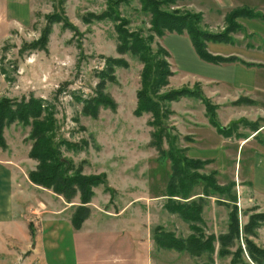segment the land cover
Masks as SVG:
<instances>
[{"label":"rangeland","instance_id":"rangeland-1","mask_svg":"<svg viewBox=\"0 0 264 264\" xmlns=\"http://www.w3.org/2000/svg\"><path fill=\"white\" fill-rule=\"evenodd\" d=\"M235 1V6L241 5L240 7L250 9H253L250 6L255 4L260 10L256 7L253 10L264 15V0ZM118 4L117 15L112 18L115 21L104 19L85 22L83 17L87 13L98 15L106 11L107 0H0V99L28 101L33 97L52 103L56 138L62 135L63 139L77 145L73 150L60 147V160L72 164L75 172L80 167L82 176L104 177L103 181L109 188L106 190L100 182L97 186L89 187L90 202L83 206L89 210L88 218H91V222H107L108 213L126 212L132 215L136 225L140 224L145 215L152 244L153 264H230L231 256H218L217 240L213 243L212 254L205 253L196 257L160 249L154 242L152 233L156 226H161L182 239L192 235L193 231L188 223L164 209L170 162L150 145L153 132V128L148 125L150 115L145 114L140 118L133 115L142 65L132 55H120L116 52L115 26L118 22L128 20L125 22V28L132 32L142 30L145 34L149 28V16L142 13L139 0H120ZM220 7L214 0H182L164 9L178 11L180 14H199L201 30L221 33L226 28L224 16L230 10L226 6L219 10ZM51 14L56 15L57 22L49 27V32L40 45L32 47V43L42 40L48 22L47 16ZM239 25L242 31L231 34L233 45L207 43V50L226 54L236 52V37L244 32L242 24ZM164 35L162 38L155 37L152 45L155 47L157 43L167 49L170 53L167 62L175 73V77L168 78L170 85L163 88V91L191 85L196 78L182 71V68L179 69L180 59L189 63L190 52L178 43L179 36L176 33L166 32ZM103 57L124 59L129 67H116L114 74L117 82H108L105 88V93L116 102L117 108L112 110L100 106L94 118L84 112L83 100L94 95V88L99 82V72L104 67ZM191 100L194 104V119L189 121V124L174 118L172 102L168 108L172 114L164 120L172 135L177 137L178 148L193 145L191 139V142L183 139L182 131L186 128L198 141L195 147L204 145V138L212 137L210 133L213 130L207 129L211 125L202 123L206 128L203 129L200 124L202 103L194 98ZM187 106L179 105L175 116L181 115V111ZM236 114L234 116H237ZM244 120L245 124H240L237 131L228 138H233L234 143L250 132H255L254 134L258 135L255 138L256 143L264 149V134L259 133V129L264 127V119L255 122ZM247 123H255L257 130H251ZM29 132L30 124L25 126L17 121L3 130L7 146L0 147V165L14 171L10 170L16 181L14 186L17 184L21 188L16 186L19 192L14 193V208H11L13 210L9 215L0 199V224L6 215L7 222L4 226L8 231H12L17 239L16 241L12 236H8L2 240L0 235V264H43L39 261L44 255L43 242L39 250L33 251L32 255L30 244L42 241L43 228L50 217H57L58 222L69 221L71 224L76 207L82 206L80 192H76L75 197L68 203L52 190L30 182L28 173L35 170L37 162L28 155L32 144L27 138ZM235 134H239V138ZM163 140L165 142L162 146L166 151L169 149L168 143L166 139ZM256 143L252 139L249 146ZM251 152L250 148L242 149V171L240 169L239 174H235L238 169L234 168L235 171L230 173L228 165L225 166L226 159L231 158V154L219 156V160L213 165L211 160L190 157L209 161L198 173L208 176L209 173L215 172L217 185L234 182L233 203L237 208L240 231L248 221L249 215L264 213V173L255 171L257 190L253 189L249 176L252 174L250 169L254 167L248 162ZM184 156L188 157V154L185 153ZM203 185L197 184L191 194L201 193ZM215 200V197L211 198L204 207V224L201 225V230L205 236L214 235L217 238L227 231L229 208L224 204H217ZM256 232L257 236L253 241L258 247L264 248V223ZM244 257L247 260L246 255ZM47 262L57 264L55 257L50 253L47 254Z\"/></svg>","mask_w":264,"mask_h":264},{"label":"trees","instance_id":"trees-1","mask_svg":"<svg viewBox=\"0 0 264 264\" xmlns=\"http://www.w3.org/2000/svg\"><path fill=\"white\" fill-rule=\"evenodd\" d=\"M128 1V0H123ZM143 14L149 16V28L144 34L142 30L129 31L124 26L126 20L115 26L117 34L116 52L120 55L130 54L142 65L140 72V85L136 91V106L133 115L137 118L145 114L150 115L151 120L148 125L153 128L150 145L155 147L158 154L170 162V175L165 188L164 209L172 215H177L182 221L188 223L193 231L185 239L178 238L174 233L168 232L161 226L153 229V239L160 249L175 251L178 253H187L193 257L202 254H212L214 251V241H218L219 257L231 256L230 264H264V248L258 247L253 238L257 236L256 230L264 223V213H254L248 216V221L240 231L237 208L234 195V182L229 181L225 185H217L215 172L209 173L208 176L199 174L209 161L191 159L184 156L186 148L176 146L177 137L173 136L168 129L164 120L170 114L168 110L171 102L179 101L181 98H194L199 100L205 109V117L209 124L216 129V132L228 138L234 131H237L240 124H245L244 119L231 122L227 126L220 124L217 118V106L207 98L200 89L199 84L192 87L183 86L177 89L163 91L168 83V78L173 75L171 67L167 62L170 58L168 51L156 43L153 47L154 39L162 38L164 33L186 34L191 42L195 54L204 62L219 65L222 63H239L245 67L253 66L235 56L223 57L218 54H212L207 50V43L234 44L231 34L242 31V27L237 23V19H258L264 21V15L258 11L245 6L231 9L225 14L224 19L226 28L221 33H209L199 28L201 16L199 14L185 13L180 14L178 11H168V6L175 5L182 0H139ZM120 0H107V10L101 14L87 13L83 20L85 22L111 19L115 21L113 15H117V5ZM47 26L43 31L42 40L31 44L32 47L40 45L41 41L49 32L54 22H57L55 14L47 16ZM155 48V49H154ZM104 58V57H103ZM129 67L127 61L121 58H104V67L99 72V82L94 88V95L83 100L84 112L97 115L100 106L115 110L116 102L106 93L105 88L108 82L116 83L114 74L115 68ZM81 102L82 100L79 99ZM251 101L240 97L231 105L237 106ZM52 103L41 99L30 97L28 101L0 99V147L6 148L3 138V130L14 122L22 123L27 126L30 124L29 140L31 148L29 158L37 162L34 171L28 173V179L34 185L52 190L56 195L62 196L64 200L70 203L75 197L76 192H80L82 206L76 207L71 217V225L74 229H80L82 223L88 218L89 210L83 206L89 203L91 193L89 187L97 186L103 183L106 190H109L107 184L101 176H82L81 168L77 171L72 164L61 161L59 148L64 147L72 149L77 147L76 144L63 139L61 136L56 138V129H53L55 120L53 116ZM251 130H257L255 123H247ZM170 128V127H169ZM239 138V134H235ZM166 139L168 150H164L162 144ZM184 140L190 138L184 136ZM102 180V181H101ZM203 183L201 193L191 194L197 184ZM216 198L217 204H224L229 208L227 231L219 235L205 236L201 230L204 224L203 210L211 198ZM31 232V230H30ZM235 248L234 251L230 249ZM244 255H246L247 260ZM251 263H250V262Z\"/></svg>","mask_w":264,"mask_h":264},{"label":"crops","instance_id":"crops-1","mask_svg":"<svg viewBox=\"0 0 264 264\" xmlns=\"http://www.w3.org/2000/svg\"><path fill=\"white\" fill-rule=\"evenodd\" d=\"M214 1L219 7L221 5L219 10L224 6L229 10L241 6H235V3H237L235 0ZM244 5L250 6V4ZM250 7L254 9L256 6L252 4ZM256 8L260 10L258 6ZM238 22L242 24L244 32L239 33L236 37L238 40L237 51L227 54L217 50H209V52L223 57H238L247 63H252L253 66L251 67H245L239 63L215 65L204 62L195 54L188 36L177 34L179 36L178 43L190 52L189 63L184 59H180L179 69H183L182 71L188 72L196 78V81L189 87L199 83L203 94L217 106V118L221 125H227L239 119H246L249 122L264 119V24L263 21L256 19H239ZM171 77H175L174 72ZM240 97L250 100L251 103L231 105ZM191 99L181 98L179 101L171 103L174 118H178L179 121L183 120L186 124L193 121L192 105L194 106V104ZM179 105L188 106L183 108L181 115L175 116ZM201 109L202 121L200 124L203 127L202 123L209 124V122L206 121L204 106ZM235 114L237 116H234ZM203 129L206 128L203 127ZM207 129L213 130L210 133L212 137L204 138V145L199 147H195L198 141L187 128L182 131L184 136L190 137L193 143V145L189 144L184 147L187 150L188 157L208 159L212 161L211 164L213 165L219 160V156L231 154L232 157L226 159L225 166L228 165L230 173L234 168L238 169V172L234 171L235 174H239L240 169L242 171V167H240L243 161L242 149L250 148L252 152L248 162L253 164L254 169L249 168L252 172L249 179L253 189L257 190L255 171L264 173V149L256 143L255 138L258 135L254 134L255 132H250L244 138L235 140L232 143L233 138H224L216 132L214 127L208 126ZM262 132L264 134V127L259 129V133ZM252 139L256 144L250 147L249 144ZM207 141L212 143L208 144ZM0 166V199H2L5 212L9 215L13 210L11 208H14V193L19 192L16 190L18 185L14 186L16 181L11 174L12 169L3 165ZM18 187L21 188V186ZM108 214L107 222L102 223H93L89 217L79 230H75L69 221L58 222L57 217H50L43 228L42 241L38 244H30L32 248L31 255L33 251L39 250L43 242L44 255L39 260L43 264H49L47 262L48 253L53 254L57 264H153L152 244L149 240V227L145 215L140 220V224L136 223L134 225L130 213L113 212ZM6 222L5 215L3 223L0 224L2 240L12 236L17 241L12 231H8L9 229L4 226ZM32 238H34V235Z\"/></svg>","mask_w":264,"mask_h":264}]
</instances>
